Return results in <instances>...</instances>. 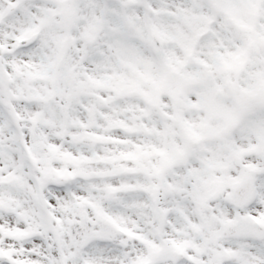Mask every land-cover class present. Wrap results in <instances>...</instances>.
<instances>
[{
	"label": "snow or ice",
	"instance_id": "obj_1",
	"mask_svg": "<svg viewBox=\"0 0 264 264\" xmlns=\"http://www.w3.org/2000/svg\"><path fill=\"white\" fill-rule=\"evenodd\" d=\"M0 264H264V0H0Z\"/></svg>",
	"mask_w": 264,
	"mask_h": 264
}]
</instances>
